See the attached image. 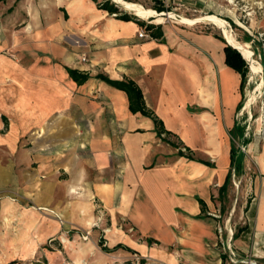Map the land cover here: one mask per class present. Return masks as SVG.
<instances>
[{
    "label": "crops",
    "instance_id": "obj_1",
    "mask_svg": "<svg viewBox=\"0 0 264 264\" xmlns=\"http://www.w3.org/2000/svg\"><path fill=\"white\" fill-rule=\"evenodd\" d=\"M141 28L93 0L1 1L0 149L18 153L29 135L50 139L54 155L27 186L53 211V231L57 211L88 227L97 207L111 219V251L151 264H232L222 262L208 214L228 195L229 186L220 188L235 170L230 152L240 131L247 150L235 155L236 169L251 196L233 245L263 264L264 139L248 138L239 119L241 77L225 63L226 44L190 27L139 38ZM67 69L89 78L78 85ZM98 74L133 81L152 117L130 113L126 94ZM45 169L47 178L36 181ZM0 172L23 185L21 163L0 164Z\"/></svg>",
    "mask_w": 264,
    "mask_h": 264
},
{
    "label": "rangeland",
    "instance_id": "obj_2",
    "mask_svg": "<svg viewBox=\"0 0 264 264\" xmlns=\"http://www.w3.org/2000/svg\"><path fill=\"white\" fill-rule=\"evenodd\" d=\"M103 1L98 0V3ZM109 1L118 9L119 14H128L144 24H152L149 21L138 19L111 0ZM125 1L153 10L163 7L167 10L164 13H174L175 18L165 17L164 22L158 24L166 28L190 27L222 37L220 30L211 24L186 25L179 23L178 20L180 16L196 18L205 15H214L225 20L237 40L250 45L254 59L260 66V72L251 74L250 64L246 61L248 73L239 119L244 122L248 138L256 136V138L264 139V0ZM83 56L85 61H81L87 62L88 57L85 55H82L80 59ZM250 97H254V103L248 110H244L245 103ZM239 137L240 131L234 135L235 142L233 143L236 154L243 152L242 148H244L238 145ZM49 143L51 142L48 138H33V135H29L19 139V145L22 148L18 153H4L0 149L1 166L10 167L19 162L24 171V181L21 186L15 185L14 180L9 179L8 183L7 180H2L0 172V264H141L137 262V259L141 260L139 255L128 253L124 248L109 252L107 238L109 233L105 230L111 231V219L102 214L97 207L94 209L95 219L90 222L91 226L70 224L65 216L57 211L54 216L55 231L50 229L49 224L53 220L51 216L54 214L53 211L51 213L46 207L38 206V203L32 200L31 188L27 186L30 173L36 172L35 169L39 166V162L48 163V157L54 155L50 152ZM240 172L239 169L231 172L228 195L222 200L220 206V222L231 228L232 249L237 255L243 257L249 256V253L237 252L233 241L238 235L244 200H249L251 195L245 196L246 178L242 179ZM47 174V169L41 171L39 177H35L36 181L47 178ZM36 187H39L37 192H40L42 186ZM104 248L108 251L103 250ZM261 262L264 264V259ZM145 264L151 263L146 261Z\"/></svg>",
    "mask_w": 264,
    "mask_h": 264
},
{
    "label": "trees",
    "instance_id": "obj_3",
    "mask_svg": "<svg viewBox=\"0 0 264 264\" xmlns=\"http://www.w3.org/2000/svg\"><path fill=\"white\" fill-rule=\"evenodd\" d=\"M1 1H5V0H0V2ZM93 1L97 3L99 9L105 10L108 12V14H111V15L115 14L117 19H120L123 21H135L136 23L141 25V27H145V30L149 34H151L153 38L158 39L162 36V29L160 25L155 26L152 24H144L143 22L136 20L134 17H131L128 14H119L118 9L112 3H110L109 0H104L102 3H98V0H93ZM155 10H157L159 13L167 11L163 7H158ZM215 37L221 40L223 43H225L222 37L218 35H216ZM224 53H225L226 65L230 67L231 69H233L235 72H237L241 77L240 92L242 95V100L238 106V110H240L242 107V103H243L244 87H245L246 77L248 73L247 62L244 60V58L241 56V54L237 50L231 48L230 46L226 45V47L224 48ZM67 72L70 78L78 85L83 84L89 78L88 74L80 73L79 71H76V70L67 69ZM96 78L104 81L107 85L117 90H120L126 94L127 99H128V109L130 113L132 114L140 113L143 116L152 117L151 113H149L145 107L143 95H142L140 88L133 81L111 80L107 76H104L102 74H98ZM155 122L157 125L158 135L160 136L162 133H164V131L160 127L161 125L157 121ZM179 154H183V153L179 151ZM235 155H236L235 149L234 147H232L231 152H230V161H231L230 166L231 168L236 169L237 164H236ZM231 172L232 171H229V173L226 176L224 185L220 188L221 193L222 191H224V189L226 190V188L228 187V184L231 179ZM200 203L202 204V201H200ZM103 250L108 251V249L106 248H104ZM110 251L111 250H109V252ZM221 258H222V262L224 261L229 262L227 256L223 253L221 254ZM140 262L141 264L146 263L144 259H141Z\"/></svg>",
    "mask_w": 264,
    "mask_h": 264
},
{
    "label": "bare ground",
    "instance_id": "obj_4",
    "mask_svg": "<svg viewBox=\"0 0 264 264\" xmlns=\"http://www.w3.org/2000/svg\"><path fill=\"white\" fill-rule=\"evenodd\" d=\"M111 1L120 6L125 11L129 12L131 15H134L138 19L143 21H149L152 24H162L165 20V17L168 19L175 18L174 13L172 12L159 13L153 9L144 8L140 4L128 2L125 0ZM178 21L179 23L186 25H195L200 23H208L213 25L215 28L220 30L222 37L226 40V44L237 49L241 56L244 58V60L250 64V73L255 74L260 72V66L254 59V53L251 50L250 45L246 42H241L237 40L233 31L229 28V24L225 20L214 15H205L196 18H187L180 16ZM253 103L254 97H250L245 103L244 110H248ZM89 225L91 226L92 224L89 222ZM105 232L109 234L111 233L109 230H105Z\"/></svg>",
    "mask_w": 264,
    "mask_h": 264
},
{
    "label": "built area",
    "instance_id": "obj_5",
    "mask_svg": "<svg viewBox=\"0 0 264 264\" xmlns=\"http://www.w3.org/2000/svg\"><path fill=\"white\" fill-rule=\"evenodd\" d=\"M138 37L139 38L148 37L145 27H142L139 30ZM81 60L85 61V57L83 56ZM160 136L161 138H165L164 133H162ZM242 149L243 151H246L245 148H242ZM182 150L183 152H185L184 148ZM208 215L213 217L217 221V224H216L217 246L221 250V252L227 256L230 263L232 264H258L250 255L240 257L233 251L232 246H231L233 233H232L231 228L228 227V225L221 224L220 211H214L212 213H209ZM137 262L140 263V259L139 260L137 259Z\"/></svg>",
    "mask_w": 264,
    "mask_h": 264
},
{
    "label": "water",
    "instance_id": "obj_6",
    "mask_svg": "<svg viewBox=\"0 0 264 264\" xmlns=\"http://www.w3.org/2000/svg\"><path fill=\"white\" fill-rule=\"evenodd\" d=\"M225 40V39H224ZM225 43H226V40H225ZM227 45V44H226ZM227 46H229V45H227ZM231 47V46H230ZM231 48H233V49H235L234 47H231ZM235 50H237V49H235ZM238 51V50H237ZM239 52V51H238Z\"/></svg>",
    "mask_w": 264,
    "mask_h": 264
}]
</instances>
